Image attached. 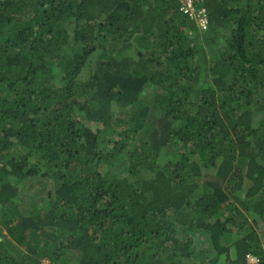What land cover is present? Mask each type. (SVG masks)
<instances>
[{
	"label": "trees",
	"instance_id": "trees-1",
	"mask_svg": "<svg viewBox=\"0 0 264 264\" xmlns=\"http://www.w3.org/2000/svg\"><path fill=\"white\" fill-rule=\"evenodd\" d=\"M203 7L0 0V264H264V0Z\"/></svg>",
	"mask_w": 264,
	"mask_h": 264
},
{
	"label": "rangeland",
	"instance_id": "rangeland-1",
	"mask_svg": "<svg viewBox=\"0 0 264 264\" xmlns=\"http://www.w3.org/2000/svg\"><path fill=\"white\" fill-rule=\"evenodd\" d=\"M228 37V34L226 32H222L220 36V42L217 43V45L210 46L209 49H205V59L210 65L213 62V59L217 57L216 48L222 49L224 47V41H226ZM200 46V45H199ZM131 56L133 55V52H130ZM97 59V54L93 55L91 59L88 61L86 68L83 70L80 80L86 81L88 79V76L91 74V72L94 70L95 63ZM209 69V67H208ZM152 95L151 89H145L143 97H149ZM175 151V150H174ZM173 151V153H174ZM170 158V157H169ZM117 167L110 169L107 173V177L110 175H114L116 172ZM100 172L105 173L104 171L106 169L99 168ZM56 183H54L51 180L48 179H42V178H34L26 181L25 184L19 186V197L15 200L16 205L19 207V210L23 213H28L31 209L34 210H41L47 206L46 202V193L50 192L52 193L56 189ZM199 239V238H198ZM195 240V250L196 251H203L206 254V258L209 260L210 257L214 254L213 252H209V249L207 248L206 244L201 241V239ZM198 241V242H197ZM208 252V254H207ZM42 264H48L46 262H43ZM220 264H224V260L221 261Z\"/></svg>",
	"mask_w": 264,
	"mask_h": 264
},
{
	"label": "built area",
	"instance_id": "built-area-1",
	"mask_svg": "<svg viewBox=\"0 0 264 264\" xmlns=\"http://www.w3.org/2000/svg\"><path fill=\"white\" fill-rule=\"evenodd\" d=\"M179 5V11L189 20L193 21L200 31H206L208 28V17L206 9L203 7L204 0H176ZM249 264H256L254 257L246 256Z\"/></svg>",
	"mask_w": 264,
	"mask_h": 264
},
{
	"label": "clouds",
	"instance_id": "clouds-1",
	"mask_svg": "<svg viewBox=\"0 0 264 264\" xmlns=\"http://www.w3.org/2000/svg\"><path fill=\"white\" fill-rule=\"evenodd\" d=\"M45 262H46V261H45ZM46 263L50 264L49 262H46Z\"/></svg>",
	"mask_w": 264,
	"mask_h": 264
}]
</instances>
